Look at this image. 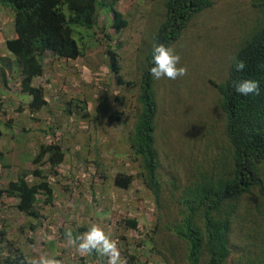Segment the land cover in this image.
<instances>
[{
  "label": "rangeland",
  "instance_id": "1",
  "mask_svg": "<svg viewBox=\"0 0 264 264\" xmlns=\"http://www.w3.org/2000/svg\"><path fill=\"white\" fill-rule=\"evenodd\" d=\"M164 1L120 0L117 10L127 20L120 34L111 29V16L99 12L96 28L84 40L83 57L57 60L49 54L42 56L44 74L34 84L45 89L48 105L34 115L28 112L29 98L20 92L14 57L5 44L14 37V13L0 5V67L4 61L11 66L7 86L0 81V152L4 154L0 189L34 168L31 159L41 145L54 142L65 153L57 174L47 165L40 166L52 189V201L38 196L39 218L24 216L16 209V199L3 198L0 231L6 234V242L0 244L1 258L22 256L20 264L22 260L32 264L41 256L61 264H79L81 258L86 264H107L106 257L91 261L81 255L66 236L68 230L73 235L79 228L87 232L97 225L116 241L118 264H126L122 244L141 262L185 264V244L166 227L181 216L179 198L184 186L205 172L219 171L230 160L225 116L212 82L225 81L235 54L264 11L255 5L257 0H211V7L195 16L171 45L181 57L178 67H186L187 75L153 80L155 149L163 183L158 210L140 179L135 178L128 190L113 184L116 174L136 176L139 172L140 161L128 142L138 107L137 87L125 89L116 84L105 52L107 47L114 50L120 75L137 84L152 34L164 19ZM69 102L85 105L88 119L73 105L69 107ZM114 113L121 114L120 121L111 119ZM260 172L264 180V163ZM27 179L35 181L31 175ZM122 218L136 220L137 230L121 226ZM263 219L264 191L254 189L237 200L229 264L237 260L246 236Z\"/></svg>",
  "mask_w": 264,
  "mask_h": 264
},
{
  "label": "trees",
  "instance_id": "2",
  "mask_svg": "<svg viewBox=\"0 0 264 264\" xmlns=\"http://www.w3.org/2000/svg\"><path fill=\"white\" fill-rule=\"evenodd\" d=\"M119 1L0 0L3 8L14 13V37L5 44L7 51L14 57L20 92L29 98L27 109L31 115L48 105L45 89L34 84V80L44 74L40 58L45 54L57 60L83 57L87 48L84 40L96 28L99 12L111 16L110 27L116 34H120L126 28L127 20L117 10ZM211 5V0L164 1V19L152 34L137 84L126 81L120 75L114 50L106 48L108 69L114 75L116 84L125 89L137 87L138 105L128 142L132 155L140 161L139 172L136 176L116 174L113 184L119 189L128 190L135 178L140 179L144 188L152 195L158 210L161 208L163 183L158 173L160 165L155 149L157 103L154 78L149 73L153 45L162 43L171 47L180 39L191 20ZM255 5L264 11V0H257ZM106 37L108 38L107 35ZM238 60H243L246 64L243 72L235 69ZM261 64H264V14L235 54L225 81L218 84L212 82L220 96L219 106L225 116L230 160L219 171L215 168L210 174L205 172L193 178L188 186H184L179 198L181 216L166 227L176 239L185 244V264H229L232 255L230 231L237 215V200L249 195L254 189L264 191V180L260 172V166L264 163V69L259 67ZM9 68L11 66L6 61L0 67V81L4 87L7 86ZM237 79L259 81L260 95H238L232 87V81ZM71 105L82 112L84 119H88L85 105L69 102L68 106ZM120 115L114 113L111 119L120 121ZM64 156L60 145L54 142L41 145L31 159L34 168L23 171L0 189V205L4 197L16 199V209L20 213L28 218H39L38 196L45 197L48 203L52 201V189L40 166L47 165L50 171L56 173ZM3 161L4 154L0 152V162ZM30 175L35 181H28ZM119 224L128 230L138 228L137 221L130 218H122ZM85 231L84 228H79L73 232V236ZM5 236L0 231L1 245L6 242ZM121 248L126 264H150L141 262L130 253L125 244ZM237 254V260L233 264H264V219L260 226L246 236V241ZM87 256L91 261L99 259L96 254ZM20 259L0 257V264H20ZM21 263L29 264L23 260ZM79 264H86V259L81 258Z\"/></svg>",
  "mask_w": 264,
  "mask_h": 264
},
{
  "label": "clouds",
  "instance_id": "3",
  "mask_svg": "<svg viewBox=\"0 0 264 264\" xmlns=\"http://www.w3.org/2000/svg\"><path fill=\"white\" fill-rule=\"evenodd\" d=\"M181 57L173 49L166 47L162 43H154L152 54V67L149 69L151 77L156 80L167 78L176 80L187 75V68L178 65ZM264 69V64L259 65ZM246 64L243 60L235 63L237 72H243ZM232 87L235 92L241 96L260 95V82L252 79H237L232 81ZM68 240L77 246L81 255L96 254L107 258V264H118L120 252L117 243L110 235L97 226L92 225L87 232L73 237L71 230L66 232ZM32 264H61L55 258L41 256L39 259H33Z\"/></svg>",
  "mask_w": 264,
  "mask_h": 264
}]
</instances>
